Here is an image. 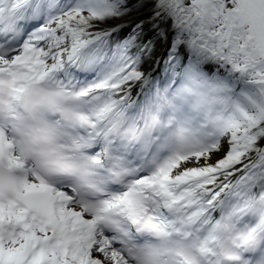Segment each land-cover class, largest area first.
I'll list each match as a JSON object with an SVG mask.
<instances>
[{
    "label": "snow or ice",
    "instance_id": "1",
    "mask_svg": "<svg viewBox=\"0 0 264 264\" xmlns=\"http://www.w3.org/2000/svg\"><path fill=\"white\" fill-rule=\"evenodd\" d=\"M0 264H264V0H0Z\"/></svg>",
    "mask_w": 264,
    "mask_h": 264
}]
</instances>
